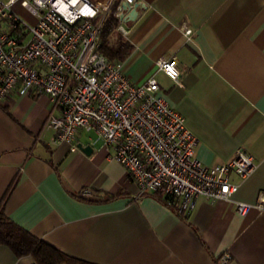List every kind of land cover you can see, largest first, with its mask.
<instances>
[{
  "label": "crops",
  "instance_id": "obj_1",
  "mask_svg": "<svg viewBox=\"0 0 264 264\" xmlns=\"http://www.w3.org/2000/svg\"><path fill=\"white\" fill-rule=\"evenodd\" d=\"M121 4L129 29L121 35L133 45L125 74L139 84L157 77L160 94L198 137L204 164L225 163L242 148L254 155L256 168L245 179L232 174L239 188L230 201L198 197L192 210L179 213L155 193L142 195L86 129L77 142L91 153L52 144L53 101L15 89L0 100V208L57 249L97 264H264V212L241 215L235 208L264 191V0ZM14 9L36 23L20 1ZM170 57L178 60L181 84L157 65ZM34 263L0 244V264Z\"/></svg>",
  "mask_w": 264,
  "mask_h": 264
},
{
  "label": "built area",
  "instance_id": "obj_2",
  "mask_svg": "<svg viewBox=\"0 0 264 264\" xmlns=\"http://www.w3.org/2000/svg\"><path fill=\"white\" fill-rule=\"evenodd\" d=\"M17 1L36 15V23L15 11ZM121 1L0 0V100L15 89L48 95L54 103L47 121L54 131L52 144L68 142L77 150L78 131L93 130L141 193L162 192L179 213L192 210L198 197L230 201L239 188L232 174L241 179L251 175L257 165L254 155L241 148L225 163L204 164L197 157L198 137L160 94L157 77L135 83L123 62L111 61L99 50L111 14L119 19L117 30L129 33ZM184 30L193 35L188 25ZM157 65L181 84L176 57L161 58ZM170 67L179 71L178 77L169 74ZM235 208L241 215L264 212V191L253 203L236 201ZM229 259V254L222 257L223 262Z\"/></svg>",
  "mask_w": 264,
  "mask_h": 264
},
{
  "label": "trees",
  "instance_id": "obj_3",
  "mask_svg": "<svg viewBox=\"0 0 264 264\" xmlns=\"http://www.w3.org/2000/svg\"><path fill=\"white\" fill-rule=\"evenodd\" d=\"M118 24L119 19L114 14L107 18L101 32L99 50L111 61L123 62L131 53L133 45L117 30ZM155 195L168 203L162 192H155ZM0 244L9 246L18 257L33 256L34 264H97L70 256L38 238L10 218L3 208H0Z\"/></svg>",
  "mask_w": 264,
  "mask_h": 264
},
{
  "label": "water",
  "instance_id": "obj_4",
  "mask_svg": "<svg viewBox=\"0 0 264 264\" xmlns=\"http://www.w3.org/2000/svg\"><path fill=\"white\" fill-rule=\"evenodd\" d=\"M128 5H130V4H128ZM123 8H127V6H124V4H123ZM79 146L86 153H91V151H92V147L89 146V145L88 146H83L82 144H80Z\"/></svg>",
  "mask_w": 264,
  "mask_h": 264
},
{
  "label": "clouds",
  "instance_id": "obj_5",
  "mask_svg": "<svg viewBox=\"0 0 264 264\" xmlns=\"http://www.w3.org/2000/svg\"><path fill=\"white\" fill-rule=\"evenodd\" d=\"M37 2H39V0H37ZM169 74L175 78V77H178L179 76V71L176 70V69H172L171 67L169 68Z\"/></svg>",
  "mask_w": 264,
  "mask_h": 264
},
{
  "label": "rangeland",
  "instance_id": "obj_6",
  "mask_svg": "<svg viewBox=\"0 0 264 264\" xmlns=\"http://www.w3.org/2000/svg\"><path fill=\"white\" fill-rule=\"evenodd\" d=\"M85 136H91L94 139L98 138V136L95 134V132L93 130L88 131L87 135H85Z\"/></svg>",
  "mask_w": 264,
  "mask_h": 264
}]
</instances>
